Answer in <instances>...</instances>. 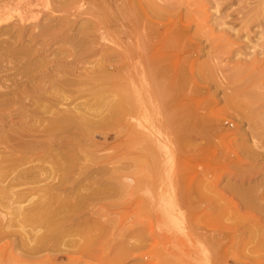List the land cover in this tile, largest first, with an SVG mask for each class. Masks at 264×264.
Masks as SVG:
<instances>
[{
	"label": "rangeland",
	"instance_id": "374dc122",
	"mask_svg": "<svg viewBox=\"0 0 264 264\" xmlns=\"http://www.w3.org/2000/svg\"><path fill=\"white\" fill-rule=\"evenodd\" d=\"M180 1H172V8L164 10V21L176 22L169 27L168 37H164L166 27L160 25L161 35L143 42L142 30L157 24L142 21L132 37L112 33V39L92 47L96 53L78 52L82 37L70 36L69 31L68 37L49 38L47 50L36 55L48 60V67H57V61L64 59L78 67L73 73L93 69L96 73L104 63L99 52L103 45L144 43L148 47L163 38L169 40L167 49L157 54L159 65L141 68L139 61L147 63L152 58L146 54L133 57L131 64L136 67L123 68L131 73L120 78L116 97L128 95L125 107L131 113L126 117L99 107L100 101L79 83L59 91L67 97L59 107L72 110L74 104L83 106L92 98L98 111L108 112L110 118L100 116L109 121H102L97 113L92 119L101 121L94 124L79 121L46 133L53 114L31 103H13L11 118H0V130H6L0 132V264H264V71L256 83L246 73H236L251 70L256 66L253 60L260 58L257 69H264V12L252 22L254 32L242 39L239 52L236 45L218 43L219 35L223 29L231 30V25L242 27L239 12L255 0ZM62 2L67 9L81 3ZM116 3L88 0L80 8L91 6L97 15L99 9L110 12L122 5L124 12L128 10V3ZM216 3H220L219 10L229 7V15L223 12L221 25L212 16L207 18L205 29L212 30L210 36L185 20L187 9L201 4L210 8V15L220 13ZM43 5H22L21 12L15 7L0 8V18L7 13L13 18L0 22L5 25L0 27V36L30 8L47 10ZM138 9L131 11L134 18ZM91 15L83 14L72 24L74 29L90 25ZM86 45L91 49V44ZM0 58L2 68L6 62ZM115 61L123 65L129 59L117 57ZM199 65L207 71L201 72ZM109 72L117 71L111 66ZM22 109L33 110L35 115L31 111L29 117H22L18 113ZM53 141L61 143L65 164L52 173L51 169L31 173L32 166L54 165V158L45 161L43 157L53 148L46 143ZM53 183L57 195L50 199ZM42 203L44 207L37 210Z\"/></svg>",
	"mask_w": 264,
	"mask_h": 264
},
{
	"label": "bare ground",
	"instance_id": "6f19581e",
	"mask_svg": "<svg viewBox=\"0 0 264 264\" xmlns=\"http://www.w3.org/2000/svg\"><path fill=\"white\" fill-rule=\"evenodd\" d=\"M53 1H55V0H0V8H3V9L11 8V7H15L14 9L19 8L17 12L20 11V6H22V5H29L30 6L31 4L32 5L33 4L38 5L40 3H43L44 4L43 6H45V4L48 6L47 10H45L44 7L42 10L37 9V11L36 10L34 11L33 9L31 10V8H30L31 11L29 10V12L27 14L24 13V15H20L19 19H17L18 22L13 27H11L10 29H8V30L6 29V31H3V33L0 36V57H2L3 62L4 61L6 62V64L2 68L0 67V118L1 119L2 118H9V119L11 118V114L13 113L11 110L13 103H17L19 105H24V106L29 105L28 103H31L34 106H36L38 109L39 108L41 109L43 107L42 108L43 112H46V111L50 112L49 110H51L53 115H52V119H51L48 127H46V129H47V130H45L46 133H50V132L53 133L54 130L60 129V127H64V126L72 124L74 122L77 123L79 121L80 122L81 121L82 122L93 121V124H94V122H99L101 120L104 122L109 121V120H107L108 119L107 118L108 112L107 113L105 112L106 113L105 114L104 111H100V110L98 111V106L94 107L91 104L92 98L85 101L83 106L77 105L80 103H77L76 105L74 104L73 107H75V106L76 107L73 108L72 110L65 109V108H64L65 109L64 110L63 108L59 107L60 103L62 101H64L65 99H67V97L64 95L65 93L64 94L63 93L58 94L59 91L62 88H64L65 86H75L76 84H79V83H82L84 85L83 86L84 88L83 87H81V88L86 90L88 95H90V96L93 95L94 98H97L98 101H100L99 107L105 106L106 108H108L107 110L109 111V114H112L114 116L120 114V115H122L121 117H126L128 114L131 113V111L126 109V107H125L127 104V101L129 102V97H128V95L123 94V93L119 94L118 95L119 97H116V92H118L117 91L118 84H119L118 82L122 80L120 78L124 77L127 73L128 74L131 73L129 71H126L127 70L126 65L129 67V70H130L132 65H134L133 63L131 64L133 57L137 56V55H144L145 56L146 54L152 55V58L149 59V61L147 63H145L146 61H139L137 64L140 63L141 68H144V66L146 67V66L159 65L160 61H159V56L157 54H159V53L161 54V52H163L167 49L166 45L169 44V40L166 39V41H165L163 38L162 41H160V43L153 44L151 42L152 45H150L148 47L147 46L145 47L144 43H143L144 45L141 44L142 46L138 45V46H134V47H131V46L128 47V45H127V47L126 46L124 47L123 44H121L120 47H118V46L109 47V45H108V47H106L105 45H103V47H100L101 49L99 50L100 59H101V61L104 62L100 66L101 71L94 73L95 70L93 69V70L89 71L88 73L83 74V73H79L76 70L77 72H75V73L78 77L75 75V73H73L75 71V68L78 69V67L73 66L72 63H69V61L67 62L64 59H60V61L56 60L57 61V67H56V65H55V67H52V66L48 67V64H50L48 60H46V59L44 60L41 58H35V57L37 54H43L47 50L45 44L49 38L57 39L58 37H61V36L62 37H68L70 34L69 31L70 32L72 31L70 36H72V35H75V37L78 36V39H79L80 35L82 37V41H81L82 43H81L79 49H77L78 52L82 51V50H89V51L93 52L94 49L92 47H95L97 44L104 43L103 42L104 40H109L110 38L112 39V37L110 36L112 33H117L118 35H120V37L130 38L133 36L134 32L138 31V26H140V23L142 21L143 22H145V21L150 22L151 25L157 24L156 27H151V29H148V28L145 29L144 28V30H142L141 34H142L143 42H146L148 40L152 41V40H154V38L158 37V35L160 34V32H159L160 31V25H163V27H166L167 32L164 34V37H168V35L170 34V32L168 34L169 27H171L172 22H175V21L174 20L172 21V19H170L169 22H165L164 21V10H166L168 8H172V4H174V3H172V1L174 2L175 0H99L103 5L105 3L115 4L118 1H122L123 4H124V2L126 4L128 3L127 4L128 10L124 12L125 8L122 5V6L114 7L113 10L110 12L107 10H104V9L103 10L99 9V11H97V12H99L98 15H97V13L95 14L96 9L94 10L91 6L90 7L87 6L88 8H85V9L80 8V6L81 7L84 6V4L88 0H79V2H81L80 4L78 3V0H77L76 3H78L79 6H75V8H74L72 5L71 7L74 8V9L72 8L73 10L67 9L64 6V3L62 2V0H57V3L54 5H53ZM180 2H182V0ZM73 3H74V1H73ZM252 3H253V6H246V7L242 8L239 12L242 15L239 16L237 19L241 21L240 24L242 25V27H239L237 25H231L230 28L234 32H232L231 30H228V29H223V31L225 33H223V31H222L221 35H224V36L219 35L221 37V40L220 41L216 40V41H218V43L222 41L225 47H228L230 45H236L237 51L239 50V52H241L240 50L244 46V43H243L244 41L242 39L249 37L251 35V33L254 32L253 29H255V28L252 26L253 25L252 22L254 21V19L256 17L261 15L262 12H264V0H255ZM175 4H176V2H175ZM223 4H224V2H223ZM219 5H220V3H216L214 5V7H216L217 11L220 13H218V14L214 13L212 15H210L208 12V10L210 8L208 9V7H206L202 4L199 6L197 5L198 7L187 9L188 11L189 10L190 11L188 13L184 14L185 20H187L189 23H196L197 28L200 29L199 30L200 32L204 31L205 35L206 34L209 35L210 33H212L211 32L212 30L210 31V30H208V28H207V30L205 29V27H207L209 24V23H207V21H208L207 18L209 16H212V19H213L212 21H215L216 24L221 25L224 23L223 22L224 15H222V14H224L223 12H225L226 15H229V13H227V8H229V7H227L226 10L223 11L222 9L221 10L218 9ZM29 6H27V7H29ZM106 6H108V5H106ZM109 6H111V5H109ZM134 6L139 7V9H140V11L138 13L139 15L136 18H134L132 16L135 13L131 15L132 9L135 8ZM221 6H222V3H221ZM221 6H220V8H221ZM173 8L176 9L177 7L176 8L173 7ZM187 10H186V12H187ZM61 11H65L68 13H65L64 15H62V14L60 15L59 13ZM23 12H25V11L23 10ZM126 12H128V14ZM172 12H173V10H172ZM174 12L176 13V11H174ZM85 13H89V14L93 13L94 14V15H91L92 17L90 16L91 18H89L90 20L88 22L90 23V25L82 26L83 25L82 24L80 27H76L74 29L73 26L76 24V22H79L80 19L83 18L82 15ZM20 14H22V13H20ZM170 14H172V13H170ZM9 15H10V13H9ZM168 15H169V13H168ZM106 16H107V19H105ZM9 17L10 16H8V13H7L6 18H4V19L0 18V22L1 23H2V21L7 22V19ZM10 18H12V17H10ZM183 18H184L183 15H180V19L184 20ZM259 18H261V17H259ZM104 20H106V21H104ZM256 20H258V19L256 18ZM102 21L104 23H102ZM73 23H75V24L72 25ZM158 23H159V25H158ZM233 23H236V22L233 21ZM92 24H93V26H95L94 28L91 27ZM2 26H5V25H3V24L0 25V27H2ZM6 26H9V25H6ZM64 27L65 28L68 27L67 29H69V30H67V29L64 30L65 29ZM140 28H141V26H140ZM197 28H196V30H197ZM203 29H205V30H203ZM263 31L264 30H262V33H264ZM198 34H200V33H198ZM70 38L71 37H69V39ZM139 38H141V37H139ZM75 39H77V38H75ZM75 39L72 40V42L76 41ZM214 39H216V38H214ZM119 40H120V38H119ZM123 40H124V38H123ZM157 40L159 41V39H157ZM110 41L113 42L112 40H110ZM65 42H66V40H65ZM77 42L75 43L76 45H77ZM20 44H23L25 46L22 47L21 49H18L17 46ZM86 44H88V45L91 44L92 45V46H90L91 49L88 48L89 46H87ZM78 46H79V44H78ZM224 46H222V47H224ZM76 48H78V47L76 46ZM168 51H170V49ZM88 54H89V52H88ZM41 56H43V55H41ZM83 56L84 55H82L81 60L86 61V60H84ZM90 56H91V54H90ZM117 57H120L121 59L122 58H128L129 61H127L123 65L122 64L118 65V64H116V61H115V59ZM164 57L167 58L166 56H164ZM45 58H47V57H45ZM161 58H163V57H161ZM168 58H169V56H168ZM260 59H254V60L252 59V60H253L254 64H256V66H257L258 65L257 63L261 64ZM161 60L163 61L165 59H161ZM56 61L54 62L55 64H56ZM170 61H172V59ZM166 62H168V60H166ZM168 63L170 64V62H168ZM161 64L164 65V63H161ZM165 64H167V63H165ZM68 65L71 66V68L68 67ZM111 66H114V70L117 71L116 73H113L114 71L112 73L109 72ZM134 66L136 67V65H134ZM164 66H166V65H164ZM256 66L254 67V65H253V68L251 70H245L243 72L238 70L236 73L239 75L240 74L245 75V73H246L248 75V77L250 79H252V82L254 83L258 79H260L259 77H261L260 75L264 71V69H261V70L257 69L259 67L258 66L256 67ZM123 68L124 69L126 68L125 72L123 71ZM161 69H163V68H161ZM199 69H201V72H202V70L207 71V68L205 65H199ZM72 70H74V71L72 72ZM164 70H166V68H164ZM169 70L171 71V69H169ZM235 74L233 73L232 78L234 77ZM74 76H76V77H74ZM237 77L239 78V76H237ZM242 79H244V78H242ZM244 82H246V81H243V84H244ZM252 82H251V84H252ZM246 83L248 84L247 86L251 85L248 83V81ZM261 86L262 85H260V87ZM260 87H258V89ZM65 89H68V88H65ZM65 89H63V91ZM114 90H115V93H112ZM249 90H251V89H249ZM253 90H254V88H253ZM63 91H61V92H63ZM122 91L124 92V90H122ZM258 91H260V90H258ZM119 93H120V91H119ZM262 93H264V92H262ZM113 96H114V98H113ZM255 96H253V97H255ZM115 97L117 99H115ZM259 98L262 100L261 97H259ZM263 102H264V100H263ZM48 107H49V109H48ZM106 108H105V110H106ZM43 109H45L46 111ZM91 109L94 111H91ZM31 111H32V115H35L33 110H31ZM31 111L29 112V110H27V109H24V110L22 109V110H19L18 113H20V114L22 113L21 114L22 117H29L31 115ZM97 113H99L98 116L102 115V117H106L107 119L106 118L103 119L101 116L100 117L102 119L99 120L100 119L99 118L98 119L99 121L95 120L96 118L92 119L93 116L94 117L97 116L96 115ZM109 114H108V116L110 118ZM15 116H16V114H15ZM0 132L5 134L6 130L3 129V130H0ZM12 136H13V134H12ZM35 142H36V140H35ZM36 144L39 145L38 142ZM33 145H35V144L33 143ZM42 145H44V144H41V146ZM46 145H51V146H53V148L50 147L51 150H48L45 152L47 154L43 155L44 160L46 161V159H48V160L52 161V159H50V158H54V160L52 161L53 162L52 164H54V165L52 166V165H49V163H48V165H49L48 166V165L43 163L44 165L39 164V165L32 166L28 169L31 173H34V171L44 172L43 169H45V170L51 169L52 170L51 173H52V172H54L55 169L59 170L65 164V162H63V160H62L63 157H61L62 156V151L60 150L61 143L59 142L58 144H56L54 142L51 144V142H50V143H46ZM56 172L57 171H55V174H57ZM53 179H56V176H54ZM59 179H60V177H59ZM62 180L63 179L61 178L59 181L62 182ZM55 182H58V181H55ZM50 187H51V189L49 190V194H50V199H52L53 197H55V195H57V191H55L56 185L53 183V185H50ZM44 195H45V192H44ZM47 195H48V193H47ZM42 197H44V196H42ZM43 201H44V199H43ZM47 201H49V200H47ZM43 207H44V203H42L41 206L36 207V208H38L37 210L41 211V209ZM40 211H38V213ZM40 217L38 216L37 218H40ZM44 226H45V224L43 225V227ZM41 235H43V234H41ZM47 236L48 235H46V237ZM43 238H45V236ZM38 239H39V237H38ZM40 241H42V240L40 239ZM92 254H94V253H92ZM90 256H91V252H90ZM93 256H95V255H93Z\"/></svg>",
	"mask_w": 264,
	"mask_h": 264
}]
</instances>
